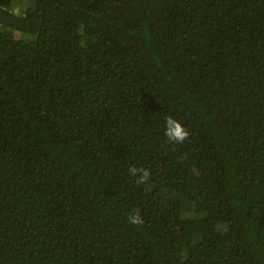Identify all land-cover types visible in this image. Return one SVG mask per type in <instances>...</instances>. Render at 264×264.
<instances>
[{"label": "trees", "instance_id": "trees-1", "mask_svg": "<svg viewBox=\"0 0 264 264\" xmlns=\"http://www.w3.org/2000/svg\"><path fill=\"white\" fill-rule=\"evenodd\" d=\"M15 1L0 264H264V0Z\"/></svg>", "mask_w": 264, "mask_h": 264}, {"label": "clouds", "instance_id": "clouds-1", "mask_svg": "<svg viewBox=\"0 0 264 264\" xmlns=\"http://www.w3.org/2000/svg\"><path fill=\"white\" fill-rule=\"evenodd\" d=\"M165 135L168 140L175 144L183 143L189 137L188 130L181 124V122L171 116L166 118V129ZM129 174L132 176H138L137 182L139 184H145L150 177V172L144 168L131 167L129 169ZM128 222L132 225H142L144 223L140 212L136 210L134 214L128 216Z\"/></svg>", "mask_w": 264, "mask_h": 264}, {"label": "rangeland", "instance_id": "rangeland-1", "mask_svg": "<svg viewBox=\"0 0 264 264\" xmlns=\"http://www.w3.org/2000/svg\"><path fill=\"white\" fill-rule=\"evenodd\" d=\"M28 6H29V2L26 0H16L12 5L13 10L15 12H20L22 10H25L26 8H28Z\"/></svg>", "mask_w": 264, "mask_h": 264}]
</instances>
